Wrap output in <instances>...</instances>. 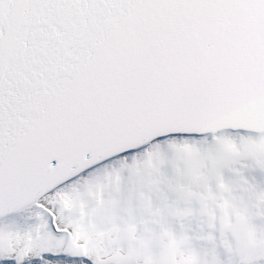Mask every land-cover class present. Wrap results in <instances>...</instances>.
Segmentation results:
<instances>
[{"label": "snow or ice", "instance_id": "obj_1", "mask_svg": "<svg viewBox=\"0 0 264 264\" xmlns=\"http://www.w3.org/2000/svg\"><path fill=\"white\" fill-rule=\"evenodd\" d=\"M0 264H264V0H0Z\"/></svg>", "mask_w": 264, "mask_h": 264}]
</instances>
